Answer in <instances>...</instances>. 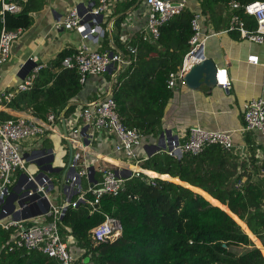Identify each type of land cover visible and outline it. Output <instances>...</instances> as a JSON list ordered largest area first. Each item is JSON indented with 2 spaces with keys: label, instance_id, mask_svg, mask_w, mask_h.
Here are the masks:
<instances>
[{
  "label": "trees",
  "instance_id": "1",
  "mask_svg": "<svg viewBox=\"0 0 264 264\" xmlns=\"http://www.w3.org/2000/svg\"><path fill=\"white\" fill-rule=\"evenodd\" d=\"M231 1L264 2L198 3L202 14L207 15L214 5L227 7ZM135 2L132 0V4L123 6L126 9L119 10H127ZM43 6V0L21 4L20 13L6 16L7 28L30 29L33 14ZM194 13L188 8L165 24L155 47L144 42L143 36L131 42L139 49L137 62L120 73L114 86V98L127 128H138L148 137L162 132L165 110L174 96L168 79L191 51ZM239 14L249 20L242 11ZM2 27L0 19V32ZM249 28H256L252 20ZM72 52H62L39 73L32 90L19 93L8 107L43 120L51 112L58 115L64 110L75 111L70 103L83 86L74 70L61 65ZM1 118L9 120L13 116L2 112ZM257 136L262 135L252 132L246 136L248 159L219 146L180 159L166 153L155 154L139 165L141 176L126 180L120 194L105 196L96 210L89 204L91 196L69 208L61 228L64 236L70 234L82 251L74 264H264V161ZM100 176L97 173L95 180ZM83 186L86 188L87 181L83 180ZM229 210L241 220L239 223L249 235L234 220L237 218L228 214ZM107 216L120 221L122 235L114 242L94 245L90 232ZM10 236L11 231L0 229V264H60L38 251H10ZM252 237L260 240L259 246Z\"/></svg>",
  "mask_w": 264,
  "mask_h": 264
},
{
  "label": "built area",
  "instance_id": "2",
  "mask_svg": "<svg viewBox=\"0 0 264 264\" xmlns=\"http://www.w3.org/2000/svg\"><path fill=\"white\" fill-rule=\"evenodd\" d=\"M28 1L0 0V19L3 25L0 32V81L2 80V69L10 60L12 45L22 37L25 31L23 29L9 30L6 26V16L20 13L21 4H26ZM140 1L145 5L147 15V32L143 34V41L154 47L159 43L161 28L189 8L188 0ZM227 10L229 22L225 33H235L252 43L264 44V2L241 4L231 1L227 4ZM241 11L249 20L255 22V29L249 28V20L239 14ZM113 15L111 0H96L94 6L89 9H72L62 21L55 25L56 30L63 29L78 34L82 41L71 55L63 59L62 68L74 70L83 87L91 77L108 80L107 86L98 87L95 99L81 104L79 110L77 106L73 112L64 111L58 115L51 112L47 115L46 120L37 118L31 113L26 117L15 116L9 120H2L1 113L9 114L12 108H9L8 105L13 99L19 93L32 90L39 73L47 68V65L38 62L37 57L30 58L36 66L24 81L12 90L0 91V201L9 197L17 187L21 192L19 199H27L22 208L19 206L17 208L22 212H37L44 204L45 199L49 202V210L46 214L28 220L15 219L9 204L8 206L0 205V215L4 216L0 219V229L11 231L8 241L10 251H38L57 260L60 264H74L79 259L80 256L74 257L72 249L76 241L70 234L64 236L61 228L66 212L69 208H75L80 202L86 201L87 196H91L89 204L96 210L105 196H118L127 180L121 170H128V168L114 166L106 160L103 161L107 162L108 166L100 172L99 180L95 182L89 180V169L94 163H91V159L88 158L87 149L98 140V135L105 136L106 141H109V138L113 136L116 140L113 152L119 159H124L125 165L139 166L150 157L145 132L138 128L130 129L125 126L114 98V86L120 73L137 62L139 49L127 44L120 50L116 47L114 40H111L108 49H101L108 34L117 24V20L112 18ZM203 20L202 12L196 10L192 19L194 34L189 43L191 51L185 57L183 65L178 71L170 74L167 84L171 90L188 87L193 55L201 49L204 53V42L207 36L203 34ZM92 46L97 49H93ZM248 62L258 65L259 57L250 56ZM217 76V85L223 84L224 89L230 88L231 84L228 82L226 69H218ZM221 76L225 78L224 81L221 80ZM244 122L245 132H257L264 136V95L261 99L245 104ZM60 123L64 124L62 137L67 140L72 149L77 150L76 153L73 152L71 167L77 171L82 185L78 186L77 176L72 175L67 180V186L61 189L63 199L57 205L52 201L51 193H47L51 188V181H53L50 174L49 178L42 177L38 184L37 190L45 192V197L29 199L34 195L30 188L33 183L37 184V176L40 171L33 174L27 165L47 158L50 154L36 157L33 153L29 155L31 157H28L22 151L21 145L29 140H43L46 136L54 134L55 126ZM85 128L87 131L83 134ZM160 142L161 138L159 137L157 144ZM210 146H219L229 152L240 151L243 157L249 158L247 153L245 154L246 151H249L248 148L236 146L230 132L209 131L201 126L191 127L187 139L183 142L179 140L170 143L167 140L161 142L162 150L158 153H166L180 159L184 155L197 156ZM140 149L144 150L143 156L139 154ZM262 160L264 161V157ZM130 171L133 172V176L139 177L142 174ZM83 180L89 182L88 187L83 186ZM38 218H42L43 223H32ZM28 224L32 225L28 226ZM116 233L122 235L120 221L107 216L104 223L90 232L89 238L94 245H98L103 242L116 241L120 237H114Z\"/></svg>",
  "mask_w": 264,
  "mask_h": 264
},
{
  "label": "crops",
  "instance_id": "3",
  "mask_svg": "<svg viewBox=\"0 0 264 264\" xmlns=\"http://www.w3.org/2000/svg\"><path fill=\"white\" fill-rule=\"evenodd\" d=\"M111 1L114 14L112 18L117 20V24L104 42L105 49H108L111 40H114L116 47L121 50L127 44H131L136 37L143 36L147 32L145 5L140 0H136L127 10H119L126 9L123 6L132 4V0ZM95 2L96 0H43V9L33 14V25L12 45L10 60L2 69L0 91L12 90L23 81L21 70L30 58L37 57L39 63L48 66L62 52L74 51L82 42L80 36L63 29L56 30L55 25L62 21L72 9H89ZM188 2L191 10L201 11L198 0H188ZM203 16V34L207 36L204 42V55L213 60L219 70H227L228 82L231 86L224 89L223 84H218L207 94L193 91L189 87L174 90V96L165 110L162 132L157 136H147V146L156 145L163 133L166 134L168 143L177 140L183 142L187 139L190 128L194 126H201L209 131L230 132L236 146H247L246 136L252 132L244 130V107L247 102L261 99L264 95V44L252 43L235 33H225L229 22V13L225 5H214L211 11ZM104 44L102 50H104ZM92 48L96 47L92 46ZM250 56H258L259 64L249 63ZM96 87L98 89L99 86ZM96 90L94 93L91 92L88 83L83 87L82 92H87V101L95 99ZM76 98L72 100L70 106H78L79 110L84 102L74 104ZM9 115L26 117L31 114L11 109ZM55 129L54 134L46 136L43 140L26 141L21 148L27 156L37 151L52 149L56 158L59 157L65 163L66 169L71 146L62 137L64 124H57ZM98 136V140L87 149L91 163L106 160L117 167L131 168L123 163L124 159H119L113 152L116 142L113 136L109 138V141L105 140V136ZM256 142L260 148V155L264 157V138L257 136ZM73 152L76 153L77 150L73 148ZM50 177L55 182L57 177L54 174ZM88 184L87 181L86 187ZM62 199L61 194L59 202L55 204L59 205Z\"/></svg>",
  "mask_w": 264,
  "mask_h": 264
},
{
  "label": "water",
  "instance_id": "4",
  "mask_svg": "<svg viewBox=\"0 0 264 264\" xmlns=\"http://www.w3.org/2000/svg\"><path fill=\"white\" fill-rule=\"evenodd\" d=\"M35 66H36V64L33 63L31 60H29L26 64H24V66L21 70V79L23 81L27 78V76L31 73V71L35 68ZM217 73H218L217 64L213 60L206 58L204 56L202 49H201L196 54L193 55L192 69H191V71L189 73V77H188L189 78L188 87L191 90L196 91V92H201V93H205V94L210 93L215 87H217V82H218ZM86 131H87V128H85L82 133L85 134ZM166 137H167L166 134L163 133L160 136L161 142H164L167 139ZM161 142L159 144H156L154 147L149 146V150H148L149 156H153L162 150L160 147ZM87 143H88V141H87ZM47 153H49L50 156H48L47 158L40 159L38 161H34L32 163V164H35L38 166L40 173L37 176V184L33 183L31 188H30V190H32L34 192V195L31 196L29 199L45 197V192L37 190L38 184H40L39 182H40V179L42 177L49 178L50 174H62V179L60 182L61 189H63L64 186H67V184H68L67 180H69L72 175L77 176V179H78L77 185L78 186L82 185V180L78 176L77 171L75 170L74 167H71L72 162H73V149L72 148L70 149L69 162H68L66 169L55 168L53 166L55 159H56V156L54 154V150H52V149L37 151L34 153V155L36 157H41L43 155H46ZM28 157H31V156H28ZM107 166H108V164L105 163L104 161H96L95 164L93 166H91L89 169V171H90V174L88 177L89 180L95 182L96 180L94 178H95L96 173H98V172L100 173L101 171L105 170L107 168ZM121 173L124 176V178L127 180L133 176V172L130 170L123 169V170H121ZM179 185H182V184H179ZM184 187H186V186H184ZM54 190H55V182L51 181V188H50V190L47 191V193L48 192L52 193ZM20 197H21V192L16 187L12 191V194L9 197H7L5 200L0 201V205L4 204V205L8 206V204H9L11 206V211L14 212L13 216L17 220H20V219L28 220V219H33V218H36L39 216H43L49 210V202L45 199L44 204L42 205L40 210H38L37 212H33V213H30V212L28 213V211L22 212V211L18 210L17 208H18V206H19V208H22L27 199H19ZM228 214L231 215L233 218L236 217L237 220L235 218H234V220L246 232L245 228H243V226L239 223V221H241V220L235 214H233L231 211ZM2 218H4V216L0 215V219H2ZM30 225H32V224H28V226H30ZM246 227H247V225H246ZM254 244H255V242H254ZM224 247H226V245Z\"/></svg>",
  "mask_w": 264,
  "mask_h": 264
},
{
  "label": "rangeland",
  "instance_id": "5",
  "mask_svg": "<svg viewBox=\"0 0 264 264\" xmlns=\"http://www.w3.org/2000/svg\"><path fill=\"white\" fill-rule=\"evenodd\" d=\"M107 83H108V80H106L104 78L91 77L88 80L89 90L94 93L95 90L97 89L96 86L104 87V86H107ZM86 95H87V92L83 91L81 93V95L76 98V101H74V104H78L81 101L82 102H87ZM237 152L241 153L240 151H237ZM246 153H247V155L249 157V151H246L245 154ZM139 154L141 156H143L145 154L144 150L140 149L139 150ZM241 162H243V161H241ZM53 165H54V167H60L62 169H65V163L59 157H57L55 159V162H54ZM27 167L29 168L30 172L33 173V174H37L38 171H39L38 166L35 165V164H28ZM54 175H55V177H57V178H55L56 179L55 180V190H54V192L51 193L50 197H51V199H52V201L54 203H58L59 202V198L61 197L60 182H61V179H62V174H54ZM32 223H43V219L42 218H38ZM252 240L255 242L256 246H259L260 240L258 238L252 237ZM72 249H73V252H74V257L78 258L80 256V254H81V250L75 244L72 246Z\"/></svg>",
  "mask_w": 264,
  "mask_h": 264
},
{
  "label": "bare ground",
  "instance_id": "6",
  "mask_svg": "<svg viewBox=\"0 0 264 264\" xmlns=\"http://www.w3.org/2000/svg\"><path fill=\"white\" fill-rule=\"evenodd\" d=\"M188 59H189V58H188ZM221 80L224 81L225 78L221 76ZM129 167H131V168H128V167H127L128 170H133L134 172H140V173H141V171H140V167H137V166H130V165H129ZM145 176H146V175H145ZM177 181H178V179H177ZM117 236H120V234H118V233L114 234V237H117Z\"/></svg>",
  "mask_w": 264,
  "mask_h": 264
},
{
  "label": "flooded vegetation",
  "instance_id": "7",
  "mask_svg": "<svg viewBox=\"0 0 264 264\" xmlns=\"http://www.w3.org/2000/svg\"><path fill=\"white\" fill-rule=\"evenodd\" d=\"M99 173V172H98Z\"/></svg>",
  "mask_w": 264,
  "mask_h": 264
}]
</instances>
